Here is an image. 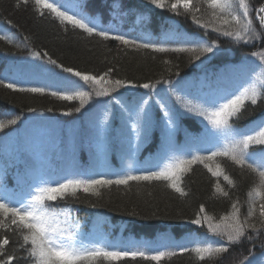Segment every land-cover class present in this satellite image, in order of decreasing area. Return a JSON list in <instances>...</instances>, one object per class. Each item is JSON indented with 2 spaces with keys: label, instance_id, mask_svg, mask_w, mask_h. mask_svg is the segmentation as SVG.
Masks as SVG:
<instances>
[{
  "label": "snow or ice",
  "instance_id": "obj_1",
  "mask_svg": "<svg viewBox=\"0 0 264 264\" xmlns=\"http://www.w3.org/2000/svg\"><path fill=\"white\" fill-rule=\"evenodd\" d=\"M21 2L27 4L28 0H17L16 6L18 7ZM32 3L35 13L43 17L47 10L50 16L65 27V31L67 26L71 25L73 29H80L88 36L100 37L103 41H118L122 45L136 49H150L156 53H188V64L193 66L197 62L203 65L205 61L221 54L220 46L216 41L208 42L202 37L194 38L180 32L166 34L163 40L156 42H142L139 39L129 38L126 34L113 35L111 28L101 26L94 16L84 13L85 5L79 0L74 3L66 0H53V2L32 0ZM149 3L159 9L168 8L176 16H190L192 22L206 33L211 29L219 36L228 37L237 44L241 42L251 44L261 39L262 33L257 30L256 24L264 30V5L253 9L248 0H149ZM202 8L207 19L204 15L197 16ZM8 23L11 24V21ZM5 39L6 36H0V40ZM32 55L40 59L47 57L48 63L61 69L62 73L70 74L68 77H62L65 81L63 88L50 90L48 86L19 87L17 83H6L3 79H0V85L13 91L48 94L63 101H79V107L70 108L66 114L73 111L80 112L93 95L106 97L117 89L127 87L144 89L156 87L153 82L137 85L131 80L106 79L111 76L112 68L100 75H94L73 67H65L48 56L47 52H44L43 56L39 52H34ZM251 56L259 59L257 67L260 72L254 73L253 78L235 92H220L195 105L191 101H183L179 95L176 97L178 102L183 101V107L188 112L203 117L214 130L211 133H207L206 130L212 141L209 148L176 155L177 150L170 146L171 155L163 164L153 166L155 170L138 167L133 151L130 153L132 161L123 170V174L91 170L68 171L57 178L41 179L35 186L29 185V191L20 198H14L8 189L0 188V231L4 233L0 235V264H17V261H23L24 264H128L130 261L135 264L138 260L162 264L165 257H172L177 253L113 245L103 237L96 242L88 241L81 237L80 222L71 216L70 210L53 208L49 202L67 201L69 198L78 200V193L81 192L101 197L104 189H110L113 185L128 187L132 182L138 184L166 182L167 188L183 197L187 193L182 187V177L196 164L203 165L211 176L217 179L213 186L215 193L228 197L229 193L221 186L220 178L223 177L229 187H235V181L226 174L222 164L218 162L225 158L257 177V182L248 192L247 215L242 218L238 201H233L230 211L220 215L217 220L214 215H209L205 206L201 204L190 223L200 227L206 226L209 236H218L222 239L220 242L198 239L196 246L191 249L179 247V253L190 251L202 264L206 260H219L230 247L239 245L244 238L251 241L253 237L249 232L259 235L264 231V118L245 128H239L234 123L243 117L248 103L256 106L264 100V52H252ZM163 63L167 65L171 64V61L164 60ZM176 75L179 76L180 73L177 72ZM73 77L77 79L73 80ZM164 83L169 84L171 88L170 81L165 80ZM176 83L179 85L180 81ZM85 85L91 91L83 90ZM173 95L176 93L173 92ZM115 103L120 104V101L115 99ZM157 103L164 114L161 129L165 134H170L176 126L173 110L160 101ZM145 104L147 101L135 111L121 105L123 112L127 113V120L131 121V135L137 141L147 139L155 126L148 110L144 107ZM28 111L33 112L36 109L29 108ZM107 117L108 114L105 113L104 119L100 122L101 134L106 130ZM18 119L19 117L0 120V130L6 129L9 125H16ZM255 146L261 147L256 150ZM257 204H259L258 209ZM96 206V204L91 205V207ZM9 233L11 237H15L14 241ZM11 243H16L19 251L24 254L16 256L17 248H13L9 253L7 248ZM261 247L264 248V241H261ZM245 261L247 264H264V252L257 258L253 250L249 249L248 255L240 261V264H244Z\"/></svg>",
  "mask_w": 264,
  "mask_h": 264
},
{
  "label": "trees",
  "instance_id": "obj_2",
  "mask_svg": "<svg viewBox=\"0 0 264 264\" xmlns=\"http://www.w3.org/2000/svg\"><path fill=\"white\" fill-rule=\"evenodd\" d=\"M114 1H119L121 9L125 12L121 11L124 22L118 28L112 29L113 35L126 34L129 38L139 39L142 42H156L163 40L166 34L180 32L194 38L202 37L208 42L216 41L220 46L221 54L205 61L203 65L197 62L193 66L188 64V53H156L150 49H136L122 45L118 41H103L100 37L88 36L80 29H73L71 25H68L65 31V27L50 16L47 10L43 17L35 13L32 0H28L27 4L21 2L18 7L16 6L17 0H0V28L5 26L15 34L13 36L0 33V36L7 37L5 40H0V79H3L2 77L9 72L7 68L11 69L7 60L12 59L11 57H26L34 52H39L41 56L47 52L48 56L65 67H73L94 75H100L112 68L111 76L106 79L131 80L137 85L148 82L161 85L165 80L171 81L193 73L225 67L223 65L231 61L250 62V58L254 59L250 62L254 70L252 75L260 72L257 67L259 59L251 56L252 52H264V30H261L258 24H256L257 30L262 33L260 40L251 44L243 42L237 44L228 37L219 36L211 29L206 33L204 29L192 22L190 16H176L168 8H156L149 3V0H79L85 5L84 13L94 16L105 28H107V20L110 18ZM263 1L248 0V3L255 9ZM66 2L74 3L77 0H66ZM136 11L147 13L149 19L147 22H140L131 31L129 30V26L132 25L130 17ZM201 15L207 19L203 8L197 13V16ZM8 21H11V24ZM9 40L12 42L9 43ZM42 60L48 63L47 57ZM164 60H170L171 64H164ZM48 64L56 72L62 73V70L55 65ZM177 72L180 73L179 76L176 75ZM14 83H17L19 87L38 86L19 81ZM80 83L83 84L82 81ZM43 86H48L50 90H57L51 85L38 87ZM138 89L142 88H121L106 97L93 95L80 112L73 111L66 114L70 108L79 107V101H63L48 94L13 91L0 85V120L6 121L19 117L16 125H9L6 129L0 130V157L6 159L9 155L12 156L9 158L16 161L15 170L19 176V180L8 183L7 186L11 192L29 191V185L35 186V180L52 178L61 156L59 151L52 147V143L59 142L58 127L70 126V129L65 132L74 137L72 142L74 146L72 150L70 149V155L73 156L76 152L73 156L75 158L73 163L77 165V160H80L79 155L84 151L88 152L92 146L93 140L90 133L93 127L88 122L89 110L120 93ZM83 90L91 91L86 85L83 86ZM180 97L183 101H191L194 105L205 100L196 98L187 92L181 94ZM172 101L180 119L198 122V125L207 123L203 117L194 112H188L183 107V101L178 102L176 97H172ZM29 108L36 109V111L30 112ZM49 109L52 110L49 111ZM261 113H264V100L256 106L248 103L243 117L234 123L237 127H244ZM89 160V166L94 165V162ZM218 162L222 164L226 174L235 181V187H229L223 177L220 178L221 186L229 193L228 197L215 193L213 186L217 179L212 177L203 165L196 164L182 177V187L187 193L183 197L167 188L166 182H141L139 184L132 182L128 187L113 185L110 189H104L101 197L81 192L78 193V200L69 198L67 201L49 203L53 208L70 210L71 216L80 222L79 232L82 237H87V233L91 232L90 229H94L96 235L105 237L108 232L115 234L123 228L122 226L128 229V235L136 237L164 227L173 233L179 227L207 233L206 226L200 227L190 223V220L195 218L200 205L203 204L206 212L214 215L218 220L220 215L230 211L233 201H238L243 218L247 215L249 206L248 192L257 182V177L249 173L247 169L242 170L226 158ZM92 204L97 206L91 207ZM258 207L259 204H257V209ZM3 234L0 231V235ZM9 235L11 237L10 233ZM249 235L253 237L251 241L244 238L239 245L230 247L222 259L206 260L203 264H240V261L248 255L249 249H252L255 256L259 258L264 252V248L261 247V241H264V231L259 235L249 232ZM11 239L14 241L15 237ZM13 248H17L16 256L24 254L19 251L16 243H11L7 251L11 253ZM176 253L172 257H165L162 264H202L190 251L184 254ZM17 264H24V262L17 261ZM128 264L132 262L129 261ZM135 264H153V262L138 260Z\"/></svg>",
  "mask_w": 264,
  "mask_h": 264
},
{
  "label": "rangeland",
  "instance_id": "obj_3",
  "mask_svg": "<svg viewBox=\"0 0 264 264\" xmlns=\"http://www.w3.org/2000/svg\"><path fill=\"white\" fill-rule=\"evenodd\" d=\"M140 19V17L138 16V18H136V20ZM29 61L31 62H35L36 60L35 59H29ZM207 81L204 79V78H201L200 79V85H203L205 84ZM213 95L217 94V93H220V92H226V90L224 89H217L216 91H213V88L210 89V91ZM139 102H136L134 104H132L130 107L133 109V110H136L138 107H139ZM168 151V148H165V152ZM201 240L199 237L197 236H190L188 238H172L170 241L173 243V244H184V246H195L196 245V241L197 240ZM160 240H157V241H152V240H144L142 241L139 245H146L148 243H157L159 242Z\"/></svg>",
  "mask_w": 264,
  "mask_h": 264
}]
</instances>
